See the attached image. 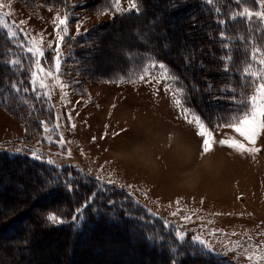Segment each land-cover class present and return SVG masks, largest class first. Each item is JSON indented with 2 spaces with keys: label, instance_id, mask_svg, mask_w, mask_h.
<instances>
[{
  "label": "trees",
  "instance_id": "obj_1",
  "mask_svg": "<svg viewBox=\"0 0 264 264\" xmlns=\"http://www.w3.org/2000/svg\"><path fill=\"white\" fill-rule=\"evenodd\" d=\"M133 1L134 10L66 38L61 67L70 88L87 95L94 81H131L156 62L166 66L183 107L205 123L235 122L242 110L250 111L258 83L253 53L264 50V22L242 13H256L257 0ZM115 3L86 5L100 12ZM117 35L124 36L116 44L119 64H101ZM33 69L32 55L0 25V107L24 127L25 145L37 142L43 124L54 120L49 102L32 86ZM12 150L0 146V264H232L181 239L131 192L72 165L57 167ZM49 215L64 222L51 223Z\"/></svg>",
  "mask_w": 264,
  "mask_h": 264
},
{
  "label": "rangeland",
  "instance_id": "obj_2",
  "mask_svg": "<svg viewBox=\"0 0 264 264\" xmlns=\"http://www.w3.org/2000/svg\"><path fill=\"white\" fill-rule=\"evenodd\" d=\"M69 1L62 7L0 0V25L32 55V86L49 102L54 115V120L43 124L40 139L25 145L24 127L0 107V146L30 153L33 159L53 166L72 165L131 192L154 216L173 225L181 239L200 243L232 264H264V133L252 145L234 129L219 127L214 151L201 158L202 138L196 125L185 120L167 68L158 67L161 63L150 62L131 81L97 80L86 87L87 95L74 91L61 67L68 54L66 38L134 10L136 4L114 0L112 11L93 12L86 5L89 0ZM257 1V12L264 11ZM57 14L68 19L63 41L56 39ZM123 37H112L113 48L106 51L101 64H119L116 44ZM33 41L40 42L42 56L28 51ZM257 50L263 49L253 53L251 74L260 83L264 65L259 61L264 55ZM37 65L44 71L37 73ZM253 95L258 96L257 87ZM222 139H235L259 151L228 148L218 143ZM108 239L112 243L114 237ZM114 245L113 251H119V245Z\"/></svg>",
  "mask_w": 264,
  "mask_h": 264
},
{
  "label": "snow or ice",
  "instance_id": "obj_3",
  "mask_svg": "<svg viewBox=\"0 0 264 264\" xmlns=\"http://www.w3.org/2000/svg\"><path fill=\"white\" fill-rule=\"evenodd\" d=\"M211 2V0H210ZM261 7H264V0H259ZM135 7V4L132 5ZM2 7V5H0ZM51 10V9H49ZM248 16L257 15L261 18H264V11H259L256 13L250 12L248 9L244 10V13ZM24 23V22H21ZM54 24H56V39L57 41H63L64 36L61 35V33H66L68 31L67 29V23L68 19L67 17L61 18L59 14L55 17ZM13 36L16 35L15 32L12 33ZM40 42L33 41L32 47L28 48V51L35 52L37 55L42 56L43 51L39 46ZM51 46V45H50ZM260 54L264 55V50H257ZM11 63L16 64L19 63L18 61H11ZM260 64L264 65V59H261L259 61ZM60 67V61L59 56L56 58V68L59 69ZM158 67L160 69H166V66L164 64H159ZM44 71L43 67L40 65H37V73ZM37 73H34L33 75H37ZM46 75L51 76L52 73L48 72ZM165 76H168L167 71L165 70ZM143 78V77H142ZM174 78V77H173ZM41 87H46L43 82H41ZM257 95H253L251 97V111L248 110H242L239 117H237L235 122H225L223 125H216L211 126L207 123H205L204 119L200 117L199 115L195 114L190 108L184 107L183 113L184 118L188 123H193L197 127V135L202 138V145H201V158H203L205 155H208L210 152L214 151V144H215V138L214 133L216 130H218L219 127H228L234 129L236 133H238L241 137L244 138L248 143L255 145L257 142V136L259 133H264V82H260L257 85ZM257 99H259V103H257ZM177 105H182L181 100L176 101ZM191 116V119L188 117ZM75 127V125H73ZM93 140H95V137H93ZM218 143L222 146L228 147V148H234L240 151L245 152H254L259 151V149L256 148H250L245 143L240 142L235 139H222L219 140ZM112 182V181H109ZM179 203V201H177ZM177 213H173V215H176ZM185 219H190V217H185ZM47 220L51 223H63L64 221L60 219L57 215H49L47 217ZM183 238V237H181Z\"/></svg>",
  "mask_w": 264,
  "mask_h": 264
},
{
  "label": "bare ground",
  "instance_id": "obj_4",
  "mask_svg": "<svg viewBox=\"0 0 264 264\" xmlns=\"http://www.w3.org/2000/svg\"><path fill=\"white\" fill-rule=\"evenodd\" d=\"M152 160V157L149 155V161H151ZM149 165H150V162H149ZM213 166V165H212Z\"/></svg>",
  "mask_w": 264,
  "mask_h": 264
}]
</instances>
